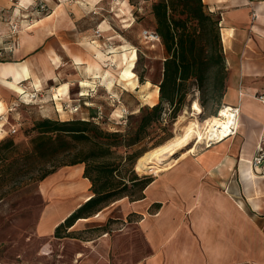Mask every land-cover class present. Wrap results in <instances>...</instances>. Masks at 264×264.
I'll return each mask as SVG.
<instances>
[{
    "label": "crops",
    "instance_id": "1",
    "mask_svg": "<svg viewBox=\"0 0 264 264\" xmlns=\"http://www.w3.org/2000/svg\"><path fill=\"white\" fill-rule=\"evenodd\" d=\"M43 1L47 9L40 12L37 0H0V47L13 45L0 57L2 136L13 126L10 120L20 116L15 96L22 89L42 88L41 96L47 98L45 115L51 118H57V107L66 102L98 104L97 96L87 95L91 83H106L109 68L101 64L113 59V50L128 47L118 41L110 46L111 51L105 49L107 40L113 38L112 27L106 18L94 21L92 14V8L105 0ZM203 2L220 16L228 71L222 101L238 109L236 131L220 142L219 154L204 152L195 160H182L166 173L153 176L142 197L118 199L125 205L120 219L126 221L131 215L149 248L130 264H264V163L257 168L250 164L257 143L264 138V102L259 98L264 95V0ZM13 24L17 25L14 34ZM132 88L137 89V83ZM58 89L62 91L55 99ZM83 109L80 118L98 111L97 105ZM5 124L10 125L8 131L3 129ZM64 167L75 170L90 188L83 177V164ZM85 197L62 213L44 210L40 227L45 232L41 234H54L55 227ZM94 216L79 218L67 231L80 238V231ZM80 241L87 248L80 262H104L105 256L98 259L95 254L99 244L89 245L94 243L89 238ZM111 246L115 247L113 241Z\"/></svg>",
    "mask_w": 264,
    "mask_h": 264
},
{
    "label": "rangeland",
    "instance_id": "2",
    "mask_svg": "<svg viewBox=\"0 0 264 264\" xmlns=\"http://www.w3.org/2000/svg\"><path fill=\"white\" fill-rule=\"evenodd\" d=\"M153 1L105 0L104 4L92 8V14L95 16L94 21L106 18L113 30V38L107 40L105 49L111 51L110 46L114 44L113 42L119 41L127 44L128 47L123 46V48H129L127 61L130 59V50H136L137 58L133 69L137 76V89L132 88L134 83H131L135 77L130 78L129 81L121 78L120 67L124 65V61L122 64L119 57L121 49L113 50L110 53L113 54V59L106 60L104 64H101L103 68H109L105 74L106 83L92 82V87L89 86L91 88L87 92V95L91 93L93 96H97L95 98L100 99L98 104L77 102L75 105H78V110L69 112L68 108H65L66 102L59 105V108L57 107L58 119L66 120L73 114V117L83 116V108L97 105L99 116L102 115V118L96 120L102 128L108 131L119 128L121 133H125L129 127L137 125L140 107L153 105L148 101L147 95L161 79L165 56V50L160 40H150L143 34L144 30L154 31L153 17L150 11ZM110 80L111 83H109ZM30 91L15 96L21 106V111L20 116L15 115L10 122L17 128L16 131L8 132L3 136L1 131L0 134V140L12 137L21 149L30 147L29 133L33 121L46 116L43 107L47 101L46 96L39 95L37 99H29L27 93ZM59 91L61 93L62 90L59 89ZM158 101L159 97L156 98L154 104ZM195 102L202 103L204 109L202 107L201 113L193 115L192 109ZM67 104L69 105V103ZM219 104L221 103L218 91L214 87L213 74H211L209 83L202 92L198 91L195 84H190L185 103L176 116L171 117L168 113L169 107L165 105V112L158 122L147 128L145 138L131 147H121L119 151L124 155L132 153L134 158L144 149L147 150L153 143L182 133L190 121L195 118L198 119L202 131H204L205 120L208 116L212 115L217 108L218 115L219 110L223 107ZM181 116L183 117L181 118ZM101 119H103L102 123L99 122ZM9 127V124H5L3 129L8 131ZM220 142L205 140L198 144L195 152H184L185 154L177 155L174 161L157 173L154 167L148 170L139 169L136 166L137 162L134 163L133 169L139 177L162 175L177 166L182 160H195L204 152L213 156L219 154ZM191 144L194 145L191 142L185 149L190 148ZM44 165V161L31 160L17 170L16 177L8 179L0 186V264H86V262H80V258L87 256V248L82 246L80 240L87 238L91 239L90 243L94 240V243L89 245L99 244L95 254L98 259L105 256L102 264H130L136 258L139 259L149 252V248L144 242L141 232L135 226L131 215L126 217V221L120 219L123 217L125 205L120 204L118 200L101 209L100 215L101 212L107 213L104 218L96 216V213L92 218V223L80 231V238H77L74 232L66 233L64 228L59 231L60 237L53 236L52 232L42 235L41 233L45 231L40 227V218L44 210L47 209L53 213L65 212L73 208L77 202H82L83 198L90 193L87 189V180L80 176L77 177L76 171H72L71 167H61L45 179L39 180L38 177L45 170ZM128 167V165L120 167L121 174H127ZM125 193L138 195L139 190L130 188ZM124 199L129 200L128 197H124ZM107 233L109 234L106 240H102V235ZM111 241L115 247L111 246ZM112 248L116 249L112 250ZM77 253L80 254L78 260L75 257Z\"/></svg>",
    "mask_w": 264,
    "mask_h": 264
},
{
    "label": "trees",
    "instance_id": "3",
    "mask_svg": "<svg viewBox=\"0 0 264 264\" xmlns=\"http://www.w3.org/2000/svg\"><path fill=\"white\" fill-rule=\"evenodd\" d=\"M150 9L153 29L164 47L165 56L158 83L159 101L140 107L136 126L129 127L125 133L119 128L108 131L98 125L96 119L102 118L99 111L89 118L60 120L45 116L33 121L29 148L21 149L12 137L0 140V186L16 177L17 170L31 160L44 161L45 170L39 180L61 167L83 164V177L90 182V198L55 227L53 236L60 237L62 228L71 233L67 229L76 220L95 215L111 202L124 197L129 201L142 197L143 189L153 176L139 177L133 169L134 163L144 152L166 140L153 143L134 158L132 153L124 155L119 149L143 140L147 128L158 122L165 112V105L169 107V115L176 116L185 103L190 84H195L202 92L213 74L219 105L224 104L228 71L219 14L210 11L203 0H154ZM217 109L213 115L217 114ZM127 165V174H121L120 167ZM130 188L138 189L139 194L125 193Z\"/></svg>",
    "mask_w": 264,
    "mask_h": 264
},
{
    "label": "bare ground",
    "instance_id": "4",
    "mask_svg": "<svg viewBox=\"0 0 264 264\" xmlns=\"http://www.w3.org/2000/svg\"><path fill=\"white\" fill-rule=\"evenodd\" d=\"M129 48H122L119 57L121 60V63L123 62L124 65L120 67L121 72V78L123 80H130L134 78V81L132 80L131 83H137V76L134 72V64L135 59L137 58L136 50L131 49L130 50V59L127 61V50ZM116 52V51H114ZM122 63V64H123ZM83 66V65H82ZM111 83V80L109 81ZM25 90L22 89L18 92V94L24 93ZM61 93L58 90H55V96H59ZM159 95V87L158 85H155L153 89H151L148 92V101L151 104H154V101ZM228 104H225L221 109L219 114H212L208 116V118L205 120L206 128L204 131H202V128L199 125L198 119L195 118L190 121V124L184 128V131L179 134H175V136H172L162 144L144 152L142 155H140L136 160V166L141 170H148L151 167H154L155 172L157 173L160 170H164L169 163L175 160L177 155H181L184 152L185 153H193L196 151L198 144L203 143L205 140H216L222 141L230 132V127L235 126L236 124V114L233 112V110L228 107ZM193 115L201 113L203 111L201 105L198 102L194 103L193 106ZM238 111V109H237ZM183 116H181L182 118ZM207 117V116H206ZM227 138V137H226ZM194 143V145L190 146V148L185 149L187 145L190 143ZM184 153V154H185ZM152 183V182H151ZM90 196H86L85 199H89ZM100 213H98L96 216H99ZM77 257H80V254H78Z\"/></svg>",
    "mask_w": 264,
    "mask_h": 264
},
{
    "label": "built area",
    "instance_id": "5",
    "mask_svg": "<svg viewBox=\"0 0 264 264\" xmlns=\"http://www.w3.org/2000/svg\"><path fill=\"white\" fill-rule=\"evenodd\" d=\"M14 3H18L19 0H11ZM36 6H37V10L42 12V11H46L47 6L45 4V2L43 0H37L36 2ZM253 17H255V14H252ZM98 31V28L96 29ZM96 31V32H97ZM15 32H17V25L13 24L11 26V33L14 34ZM143 34L145 37H147L150 40H159V37L157 35V33H155V31H149V30H144ZM13 49V45H9V46H4V47H0V57L3 56L4 52L7 50H12ZM41 91H43L42 88H37V89H33L30 92L27 93V97L33 98V99H37V97L40 95L41 96ZM22 94V93H21ZM82 95V94H81ZM259 98L264 102V95H260ZM86 104V102H85ZM222 106H224L222 104ZM228 107H230L233 112H235L236 116H237V107L231 106L229 105ZM65 108H68L69 112H75L78 110V105H68L67 103L65 104ZM220 111V110H219ZM219 113V112H218ZM16 127L13 125L10 127L9 132L10 133H14L16 131ZM236 131V126H231L230 127V133L226 136L228 137L229 135L234 134ZM264 163V138L260 139V141L257 143L256 145V149L255 152L250 160V164L251 166H253L254 168L259 167L261 164Z\"/></svg>",
    "mask_w": 264,
    "mask_h": 264
}]
</instances>
